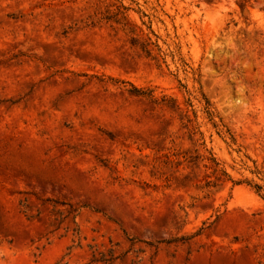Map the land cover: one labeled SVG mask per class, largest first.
<instances>
[{"label": "rangeland", "instance_id": "obj_1", "mask_svg": "<svg viewBox=\"0 0 264 264\" xmlns=\"http://www.w3.org/2000/svg\"><path fill=\"white\" fill-rule=\"evenodd\" d=\"M0 264H264V0H0Z\"/></svg>", "mask_w": 264, "mask_h": 264}, {"label": "trees", "instance_id": "obj_2", "mask_svg": "<svg viewBox=\"0 0 264 264\" xmlns=\"http://www.w3.org/2000/svg\"><path fill=\"white\" fill-rule=\"evenodd\" d=\"M131 91L135 93H140V90L136 87H133ZM185 160L187 161V165L190 168V171L184 175H180V174L178 175L176 174V172H173L168 177V180H167L169 185H173L175 187H185L188 184L192 183L198 177L196 170L198 169L200 165V160H201L200 156L196 155L193 157L190 155H186ZM214 172H216V169L214 170ZM224 176H227L225 172L219 173L216 176L215 181L206 180L203 187L211 188V187H215L217 185L222 184L225 181Z\"/></svg>", "mask_w": 264, "mask_h": 264}]
</instances>
